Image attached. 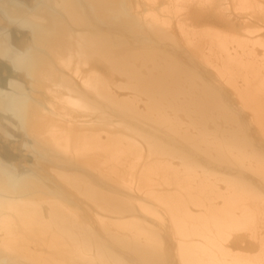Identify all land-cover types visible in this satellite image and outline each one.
Segmentation results:
<instances>
[{
	"label": "bare ground",
	"instance_id": "obj_1",
	"mask_svg": "<svg viewBox=\"0 0 264 264\" xmlns=\"http://www.w3.org/2000/svg\"><path fill=\"white\" fill-rule=\"evenodd\" d=\"M0 33V264H264V0H0Z\"/></svg>",
	"mask_w": 264,
	"mask_h": 264
},
{
	"label": "rangeland",
	"instance_id": "obj_2",
	"mask_svg": "<svg viewBox=\"0 0 264 264\" xmlns=\"http://www.w3.org/2000/svg\"><path fill=\"white\" fill-rule=\"evenodd\" d=\"M8 29H7V33L5 32V34H9V36H12V34H15L14 32L12 33V31L14 30L13 28L16 27V25L13 24H8L7 25ZM13 29V30H12ZM12 30V31H11ZM9 32V33H8ZM1 34V33H0ZM14 36V35H13Z\"/></svg>",
	"mask_w": 264,
	"mask_h": 264
}]
</instances>
